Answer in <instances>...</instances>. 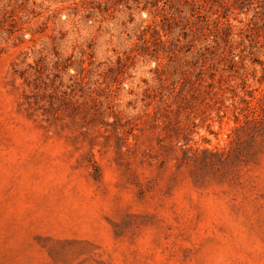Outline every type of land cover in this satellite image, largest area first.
Wrapping results in <instances>:
<instances>
[{
	"label": "rangeland",
	"instance_id": "obj_1",
	"mask_svg": "<svg viewBox=\"0 0 264 264\" xmlns=\"http://www.w3.org/2000/svg\"><path fill=\"white\" fill-rule=\"evenodd\" d=\"M0 264H264V0H0Z\"/></svg>",
	"mask_w": 264,
	"mask_h": 264
}]
</instances>
